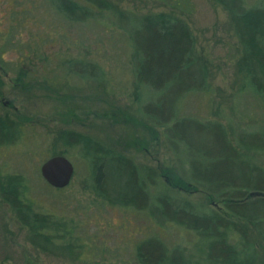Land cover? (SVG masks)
Instances as JSON below:
<instances>
[{"label": "rangeland", "instance_id": "374dc122", "mask_svg": "<svg viewBox=\"0 0 264 264\" xmlns=\"http://www.w3.org/2000/svg\"><path fill=\"white\" fill-rule=\"evenodd\" d=\"M108 1L120 12H94L79 22L63 17L45 0H0V115L18 122L19 133L16 142L0 145V174H21L34 209L63 218L76 238L71 253L81 254L80 258L41 254L0 201V264H139L135 247L150 236L196 253L194 232L161 223L150 209L110 204L95 195L81 147L64 146L57 138L60 130L79 132L131 158L142 175L156 171L158 185H150L153 194L159 188L197 204L222 206L206 199L201 190L173 186L178 174L187 177L190 157L183 148L172 149L163 129L150 126L141 113L142 104L155 93L147 88L138 96L135 92L127 31L140 16L171 11L183 19L206 64L207 88L185 93L176 116L219 122L234 143L243 131L264 132V100L251 92L238 70L241 45L225 9L212 0ZM71 59L81 60L88 69V63L97 65V75L79 78L68 69ZM18 67L27 75L28 86L22 89L12 81ZM203 139L195 132L190 148ZM51 151L64 152L72 164V177L64 188L49 186L39 175V165ZM247 155L264 169V151ZM256 210L264 213V206ZM251 233L264 261V245ZM25 258H30L28 263Z\"/></svg>", "mask_w": 264, "mask_h": 264}, {"label": "trees", "instance_id": "16d2710c", "mask_svg": "<svg viewBox=\"0 0 264 264\" xmlns=\"http://www.w3.org/2000/svg\"><path fill=\"white\" fill-rule=\"evenodd\" d=\"M45 1L63 17L79 22L94 12H120L108 0ZM212 1L231 15L242 50L238 70L251 92L264 100V0L251 4L246 0ZM172 13L142 15L127 31L135 92L138 96L141 88H147L155 93L153 99L141 106L144 119L151 124L148 125L163 129L172 149L183 148L191 158L187 177L178 174L173 186H184L192 192L201 190L206 199L222 206L197 204L159 188L153 194L150 185H158L156 171L142 175L131 158L95 143L88 135L60 130L57 138L64 146L81 147L95 195L110 204L150 209L161 223L175 224L197 236L196 253H186L178 245L169 247L159 237L150 236L135 247L137 263L264 264L256 253L251 233L254 231L264 245V213L256 210L264 206V169L252 163L247 155L249 151H264V143L260 142L264 132L243 131L234 143L219 122L176 116L178 100L185 93L207 88L208 73L203 57L196 53L190 28ZM1 51L2 48L0 59ZM85 65L77 59L68 61V69L79 78L97 75V65L88 63L91 69ZM26 77V72L18 67L13 85L19 89L27 87ZM17 123L6 114L0 115V145L17 141ZM195 132L204 139L198 147L190 148ZM63 153L51 151L49 156ZM0 201L25 229L26 241L41 254L80 258V253H71L76 240L72 228L63 218L34 209L26 196L21 174H0ZM29 259L24 260L28 263Z\"/></svg>", "mask_w": 264, "mask_h": 264}, {"label": "water", "instance_id": "95a60500", "mask_svg": "<svg viewBox=\"0 0 264 264\" xmlns=\"http://www.w3.org/2000/svg\"><path fill=\"white\" fill-rule=\"evenodd\" d=\"M41 179L53 188H64L72 177L73 167L70 161L63 155H52L39 165ZM252 195L256 193H251Z\"/></svg>", "mask_w": 264, "mask_h": 264}]
</instances>
